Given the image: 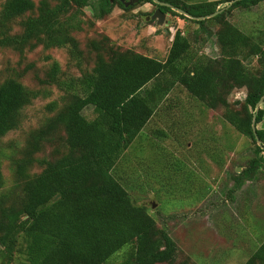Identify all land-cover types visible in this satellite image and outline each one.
Returning <instances> with one entry per match:
<instances>
[{
  "label": "trees",
  "instance_id": "trees-1",
  "mask_svg": "<svg viewBox=\"0 0 264 264\" xmlns=\"http://www.w3.org/2000/svg\"><path fill=\"white\" fill-rule=\"evenodd\" d=\"M160 1L193 17L222 12L199 21L153 0H139V5L130 7L121 0H96V5L91 0H40L38 4L33 0L5 1L0 48L19 54L41 46L67 47L80 64L83 52L74 34L88 24L83 19L87 7L92 6L94 18L102 20L116 5L129 11L152 4L203 27L218 25L221 57L194 59L192 42L178 30L164 61L130 50L119 51L111 47L110 37L102 36L91 44L93 67L80 77L61 79L59 63L55 62L43 83L57 85L64 92L65 105L45 128L31 136L24 157L15 161L23 197L7 201L9 204L0 209V264H13L22 253L20 239L34 242L23 250L25 261L32 251L34 264H106L125 248L129 251L120 264H177L176 242L167 231L157 228L148 207L135 202L114 170L159 111L161 99L168 98L178 86L209 109L223 108L224 120L252 140L256 158L235 178L238 187L245 177L253 175L259 159H264V147L258 144L252 127L257 114V136L264 146V129L258 128L264 124V34L259 38L245 34L227 18L235 8H248L263 0H240L222 9L219 6L235 0L194 4ZM21 17L22 32L14 34L10 25ZM255 58L259 67L253 70L247 63ZM167 74L170 86L164 88L161 79ZM238 89H246L247 98L239 109H233L229 97ZM36 95L17 79L0 84V139L20 127L22 111ZM56 107L54 102L49 110ZM87 108L92 109L88 116L84 114ZM58 128L66 134V151L50 161L38 160L41 143L48 142ZM157 136L166 137L167 133L159 130ZM35 163L45 168L32 175L30 169ZM4 182L0 164V192ZM245 264H264V243Z\"/></svg>",
  "mask_w": 264,
  "mask_h": 264
},
{
  "label": "rangeland",
  "instance_id": "rangeland-1",
  "mask_svg": "<svg viewBox=\"0 0 264 264\" xmlns=\"http://www.w3.org/2000/svg\"><path fill=\"white\" fill-rule=\"evenodd\" d=\"M5 1L0 0V27L5 24L2 17ZM182 1L194 4L220 0ZM91 3L96 5V0ZM135 5H139V1L130 6ZM229 5L231 3L222 4L219 9ZM157 9L152 4H144L125 11L116 5L110 15L97 20L93 7H87L83 19L88 24L83 31L74 34L83 52L80 64L67 47L46 49L41 46L23 54L0 48V84L10 78L17 79L37 94L23 109L20 127L0 139L3 152L0 164L5 179L0 192V209L7 201L22 199V183L16 176L15 161L24 157L31 136L45 128L65 105L64 92L55 84L43 83L55 62L59 63L61 79L80 77L83 71L93 67L91 58L95 52L91 51V44L99 42L102 36L110 37L111 47L119 51L130 50L164 61L178 30L192 42L194 59L221 57L216 34L218 25L203 27L171 12L166 13L167 23L158 25L157 20L151 19ZM227 18L245 34L262 37L264 0L248 8H235ZM22 19L12 21V33L22 32ZM247 64L253 70L259 67L256 58ZM30 65L32 69H28ZM168 77L169 74L161 79L164 88L170 86ZM246 98V89L233 91L229 97L231 107L239 109ZM54 102L57 107L50 111L49 106ZM161 103L149 126L115 168L114 176L135 202L148 207L157 228L167 231L176 242L177 264L184 261L245 264L264 243V159H259L253 175L245 177L238 187L235 178L250 168L256 158L255 146L250 138L239 134L224 120L225 110L207 108L179 86L168 98L164 96ZM91 112L92 109L87 108L84 114L88 116ZM258 128L264 129V124ZM159 130L167 136L158 137ZM65 139L62 128L55 130L47 138L48 142L41 143L43 148L36 154L37 159L50 161L62 155L67 148ZM44 168L35 163L30 173L39 174ZM18 241L22 253L13 264H34L31 250L26 261L23 254L25 247L33 246L34 242ZM127 251L129 248L123 249L106 264H120Z\"/></svg>",
  "mask_w": 264,
  "mask_h": 264
},
{
  "label": "water",
  "instance_id": "water-1",
  "mask_svg": "<svg viewBox=\"0 0 264 264\" xmlns=\"http://www.w3.org/2000/svg\"><path fill=\"white\" fill-rule=\"evenodd\" d=\"M125 5L126 7H130L131 4L135 3V2H138L139 0H131L130 3H126L125 0H121ZM236 1H240V0H235L231 3L234 4ZM154 3L160 5V6H164V7H169L171 8L173 11H176L182 15H185L186 17L190 18V19H195V20H199V21H202V20H205V19H209V18H212V17H215L217 16L220 12H222V10H218L216 13H214L213 15H210V16H206V17H193L192 15L188 14L186 11L182 10V9H179V8H176L174 6H172L171 4L169 3H164V2H161L160 0H153ZM230 6V5H229ZM167 14L162 12L160 9H157L155 11V13L153 14V16L151 17V19L153 20H157L158 21V25H164L166 24L167 22ZM150 19V18H149ZM263 104V99L258 103L257 105V110L261 108V105ZM258 112V111H257ZM256 118H257V114H255L254 116V120H253V130H254V133L256 135V139L258 141V144L262 147H264L259 139V137L257 136V126H256ZM241 170V169H240ZM153 206L155 207L156 205L153 204Z\"/></svg>",
  "mask_w": 264,
  "mask_h": 264
}]
</instances>
